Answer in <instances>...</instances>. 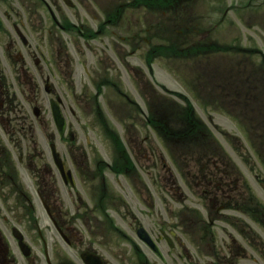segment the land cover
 Here are the masks:
<instances>
[{
  "label": "rangeland",
  "instance_id": "obj_1",
  "mask_svg": "<svg viewBox=\"0 0 264 264\" xmlns=\"http://www.w3.org/2000/svg\"><path fill=\"white\" fill-rule=\"evenodd\" d=\"M189 1H191L190 4H187L188 0H186L183 4L176 6V10L172 13L174 15L172 19L169 17L168 11L163 17L147 16L146 22L142 25L141 19L143 18L138 15V8L132 7L130 10L132 23L129 32L127 29L123 30V33L114 36L106 35L104 38L101 35L90 38L86 34L78 33L75 28L69 29V27L66 30L60 29L56 33L51 32V36L45 30L38 35L36 31L28 29V27H25L26 32H24L31 48H34L35 43L45 42L46 49V41H48L51 57H55L56 61L65 58L73 61L78 58L87 59L88 61L89 59L94 61L101 59L105 64L113 62L116 68H119V78H115L117 73L109 75L111 71H108L107 77L109 76L111 81L117 82V87L120 90L117 91V87L114 88V91L110 87L104 88L101 93L104 96H99L97 101L100 103V109L103 111L104 119L108 122V125L113 127L118 136L123 139L127 135L120 128L123 124H128L129 119L126 117L125 108L130 107L127 101L129 106L123 101V98L126 99L127 96L133 101L131 104L138 107V110L131 109L134 118L140 122L137 125L138 127L136 126L139 132L136 134L137 139H141L145 134L148 141L144 145L141 143L142 146L140 147V149L145 147L146 152L141 150L138 153V158H135L136 163H140L144 167L142 169L135 167L134 169L144 183L146 201L156 202L157 205V192L155 193L153 183L154 177L156 179V173L161 166V173L157 174V181L160 180L158 176L161 175L163 182L162 206L160 213L157 212L156 208L148 209L146 206L144 207V211L147 208L146 212L142 213L143 207L136 204L135 201L132 202V195L126 191H124L126 194L124 201L129 196V203L132 202L130 206L132 213L139 217L142 225L148 231H151L152 235H155L158 231L161 215L163 227L166 230L169 228L166 223L169 222L172 214L171 207L174 206L175 208L176 204L180 207L181 204H187L193 209V213L197 212L204 217L201 198H196V194L203 195V188L193 183L187 184V176L185 175L189 171H201L205 166L203 151H200V146L204 147L203 143L206 144L207 148L212 147L208 148L206 153L213 151V154H219L217 159L222 161L221 169L236 170L241 174L242 186L251 189L252 195L255 196L257 201L256 205L261 211V215H258L257 211V217L260 223L264 224V192L253 179V174H257L264 179V120L261 116L264 113V108L261 105H264V103L260 104L261 107H251L245 104V101H248L245 99V93L251 89L252 85H255V87H253L251 93L256 92L259 97L258 100L264 99V0ZM58 3L63 18H67L66 20L69 22L77 19L80 9L75 0L73 8L66 6L61 0ZM30 8L29 2L18 7L14 0H0V70L6 77L7 85L4 83V88L7 87V92L15 95L12 99L14 100L12 105L20 108V113H24L32 119V127L22 131L23 135L19 133L17 136L25 138L23 148L26 146L29 149L34 147L35 170L39 172L46 162L51 165L48 151L50 137L54 138L59 150H62L68 144V141H62L57 137L48 110V98L43 94V88L40 89V94L33 98V92L27 88L26 79L17 81L14 75L16 67H19L20 63L12 66L6 55V50L10 52L7 43L17 38L14 29L11 27V22L18 20V17H14L12 14L13 11L19 9L22 12L19 15L25 19L24 12ZM156 19L159 21L157 30L156 28L145 30L146 25L153 24ZM79 20H81L80 15ZM120 34L129 35L130 39L137 36L135 41L131 39V48L128 47L127 43H122L119 40L118 35ZM11 37L14 39H11ZM144 37L147 38V43L144 42ZM110 41H116L117 44L113 45ZM135 44L137 46L133 47ZM157 46L162 48L156 55L150 54L152 49ZM16 49L24 53L19 43ZM127 51L131 53L129 54ZM177 52H182V55H177ZM12 54H14V58L17 57L15 50ZM117 55L126 58L127 64H129L127 70L125 69L126 71L123 70L122 63L117 61ZM146 57H148V60L150 59V65L143 60ZM240 60L247 63V66L239 63ZM243 67L245 68L244 74L241 73ZM251 69L253 72H250ZM256 69L257 71H255ZM222 71H230L237 83H230L228 89L222 88L223 85L218 76L219 72ZM82 72L81 67H78L71 77H66V79L59 77L52 82L58 93L66 94L62 97V100L65 105L66 119L72 124L68 131L74 133L76 138L74 143H84L87 135L92 145L98 146L99 144V147H102L104 142L108 144L106 140L109 135L108 131H101L100 124L98 125L99 131L98 127L94 129L89 127V114L86 115L81 112L85 111V108L88 111L94 110L90 109L93 107L92 104L87 105V98L82 97L85 92L91 91L90 82L81 74ZM248 75H254V79L249 78L247 80ZM257 75H259V78H257ZM246 82L251 84L248 85ZM220 83L221 88H218ZM73 85L76 96L73 94ZM85 86H87V89H85ZM109 90H111L110 93ZM224 90L228 93L230 91H240L243 92V95L225 94ZM196 93L202 97L197 96ZM34 99L37 102L35 104L41 107L42 110L39 119L32 114ZM68 105L75 110L74 115L71 114ZM244 105L247 106V110H259V116L257 117L254 112L251 115L246 112L240 114L246 108ZM155 112L163 117L161 120L164 127L160 131L155 124L153 128H149L145 123L144 115H149L154 119ZM165 113H167L166 122H164ZM187 114L189 117H193V126L190 128L188 127L191 123L184 121ZM124 119L126 120L124 121ZM256 122L258 123L255 125ZM83 123L86 125H83ZM82 126H85L84 128L87 126L88 129L84 130V128H81ZM127 131L129 132V130ZM259 131H262L261 135L258 133ZM0 135L6 138V135ZM100 136L105 138L104 141L101 142L102 138ZM172 137L177 140H173ZM154 145H158V147L152 154L151 149H154L152 147ZM72 148L73 146H71ZM106 149H109V147L106 146ZM86 151L90 155L91 151L88 147H86ZM144 153L146 154L145 157L142 156ZM105 154L106 152L102 151V155L105 156ZM213 158L211 157V159ZM51 169H53L52 165ZM104 171L107 172V169L104 168ZM117 178L122 179V177ZM105 180L116 193L122 194V190L117 187V179H114L110 173L106 174ZM98 181H101V178ZM173 181H176L175 184L178 183L179 189L171 187ZM24 182L28 190H31L33 186L30 181L24 178ZM185 185H188V187H185ZM5 189L3 188V191ZM86 189L80 188L84 196ZM55 191V197L60 195L61 198H64L65 191L61 189L58 178L55 182ZM97 191L95 189V192ZM33 198L34 217L38 224H29L26 228H23L22 225L21 228L28 229L26 231H29V237L30 235L32 237L30 244L33 248L34 264H41L42 254L38 243L40 241L36 238L37 229L56 240H60V237L51 221L47 219V215L42 205L37 201L35 193H33ZM2 203L6 205V203L1 202L0 207H3ZM73 203L75 202L72 198L64 200V204L62 203L61 207L58 208L62 216L73 214L76 206L72 205ZM115 207L117 212L108 210L110 216L115 219L119 216H125L128 212L125 207H118V205H115ZM96 212L97 214L100 213L99 216H103L101 212ZM229 213L240 216L237 212ZM3 215L0 214V216ZM7 215L5 216L10 217L11 213ZM241 219L244 227L245 223L251 220L249 216L244 214H242ZM8 227L9 225L0 223V228L5 232L8 231ZM252 227L264 240V228L260 224ZM73 228L76 229L74 226ZM84 228L82 227V229ZM226 228L229 229L228 225H226ZM86 229L94 232L93 226H88ZM81 232L86 233L84 230ZM38 260L40 263L37 262Z\"/></svg>",
  "mask_w": 264,
  "mask_h": 264
},
{
  "label": "flooded vegetation",
  "instance_id": "obj_2",
  "mask_svg": "<svg viewBox=\"0 0 264 264\" xmlns=\"http://www.w3.org/2000/svg\"><path fill=\"white\" fill-rule=\"evenodd\" d=\"M14 1L18 7L28 2L31 6L25 11L27 7L25 5V19L19 15V13L22 14L19 9H15L12 13L14 17H18L17 21L11 22V27L14 29L16 34L14 35L17 38L11 37L14 40L7 43L10 52L6 50V55L12 66L20 63L14 71L15 77L26 79L27 88L33 92V98L40 94L41 88H43V94L48 98V103L52 97H59L61 112L66 118L64 101L61 100V97L66 96V94L58 93L52 81L59 77L65 79L71 77L77 68L81 67L83 71L81 74L85 76L91 86V91L85 92L82 97L87 98V105L89 96L94 97L96 113L103 119L97 98L103 95L101 93L104 88L110 87L114 91V88L118 86L117 82L111 81L107 75L108 71H111L109 75L117 73L115 78H119V68H116L113 62L105 64L101 59L95 61L89 59L88 61L78 58L73 61L65 58L56 61L55 57H51L48 41H46V49L45 42L35 43L34 48L30 47L31 44L25 37V27L36 31L38 35L45 30L51 36V32L56 33L60 29L66 30L69 27V29L75 28L78 33L86 34L90 38L98 35H101L102 38L106 35L114 36L123 33V30L128 29L129 32L132 23L131 8L138 5L135 3H144L146 0H75L80 9L76 22H69L66 20L67 18L61 16L58 0ZM157 12L160 17L163 11L158 8L154 14L156 15ZM79 15L81 20H79ZM145 22V18L141 19V25ZM158 27L159 21L156 19L154 24L146 25L145 30L149 28H156L157 30ZM84 31L86 33H82ZM20 33H22L23 38L20 37ZM118 38L122 43H127L129 48L132 47L129 35L120 34ZM127 38L128 40H126ZM134 38L136 39L137 36ZM110 42L113 45L117 44L116 41ZM144 42L147 43L145 37ZM18 43L23 48L24 53L16 49ZM105 45L108 46L106 43ZM135 46L137 45L135 44L133 47ZM13 50H15L16 58L13 57ZM127 52L131 53L130 51ZM117 61L122 63L123 70L126 71L129 66L126 58L117 55ZM119 90L118 88L117 91ZM110 92L111 90H109ZM73 94L74 96L77 95L74 85ZM121 94L123 93L121 92ZM29 95L32 97L30 93ZM14 96V93L9 94L7 91H3L0 71V134L6 135V138L0 135V203H6V205L2 203L3 207H0V214H4V217L0 218V223L9 225L6 232L0 228V264L35 263L33 255H22L18 249L17 241L12 235V228L20 226L25 240L29 243V232L26 231L28 229H22L21 226L26 228L29 224H36L33 193L36 194L38 201L47 210V219L53 220L64 233L59 241L39 233L42 243V263L44 264H86L82 259V254L93 257V264H259V258L264 264V251L260 250L259 235L248 223H245L244 227L241 219L242 214H246L257 225V222L252 219L253 217L256 219V203L252 191L247 186L245 188L242 186V176L238 171L221 169L219 166H222V161L213 159L210 163L212 166L210 169L189 171L185 174L187 184L193 183L203 188V195L196 194V198H201L204 217L197 212L193 213V209L187 204H181V207L176 204L175 208L174 206L171 207V221L166 223L170 228L166 232L163 230L161 215L158 232L153 236L151 235L162 254L163 258H160L136 234L141 221L130 209L134 201L143 207L142 213H145L144 207L147 205L150 208H156L157 212L160 213L162 206L163 182L161 175L158 176L160 180L157 181V174L161 173V166L156 173V179L154 177L157 205L156 202L153 204L146 201L144 183L134 169L135 167L138 169L144 167L140 163L137 164L135 158H138V153L141 150L146 152L145 147L141 149L140 147L146 142L147 136L137 139V135L128 133L125 144L114 137V143L110 146L123 158V165L119 170L117 168L120 163L116 162L115 164L113 156L109 162H105L99 154L86 155L81 143L66 144L59 151V154L65 169L70 170L78 184L79 190H74V188L72 190L67 183L62 181L54 164L53 169H51L50 163L46 162L39 172L35 170L34 147L29 149L26 146L23 148L25 138L17 136L19 133L22 134V131L32 127V119L26 114L20 113V108L12 105ZM34 101L33 105L37 103L35 99ZM68 108L72 114L75 113L71 106ZM91 109L93 110L94 107ZM41 113L40 107L37 119ZM89 114L92 121L96 119L97 116L92 111ZM146 120L148 119L146 118ZM71 126L70 122L65 121V130ZM156 127L159 131L161 130L160 125L156 124ZM60 139L64 140L63 137ZM85 141L88 145L89 140L86 139ZM71 146L76 147L75 151L77 152L73 151ZM157 147L158 145H154V149H151L152 154ZM145 155L144 153L142 156L145 157ZM128 156L133 164L128 160ZM104 168H107V172L104 171ZM108 173L114 179L115 175L122 177L123 180H116L117 187L122 190V194L116 193L108 185L105 180ZM24 178L30 181L33 186L31 190H28ZM56 178L60 179L61 188L65 191L64 198H61L60 195L55 197ZM99 178L101 181H98ZM255 179H257V175H255ZM175 182H172L171 187L179 189L178 183L175 184ZM81 187L82 189L87 188L84 192L85 196L80 191ZM3 188L6 189L3 191ZM95 189L98 191L95 192ZM124 191L132 195L131 203H129V196L124 201L126 196ZM70 198L75 202L72 205H76L77 212L69 216L66 214L62 216L58 208L61 207L62 203L64 204L65 199ZM174 202L178 203L177 201ZM115 205L125 207L128 211L127 214L119 216L117 219L111 217L108 210L116 211ZM243 207L250 212L243 210ZM96 211L101 212L103 216H99L100 213L97 214ZM229 212H237L240 216ZM8 213H11L10 217L5 216ZM226 225H228L229 230ZM88 226H93L94 232L86 229ZM82 227L85 228L82 229ZM80 230H84L86 233H82ZM37 262L40 263L39 260Z\"/></svg>",
  "mask_w": 264,
  "mask_h": 264
},
{
  "label": "water",
  "instance_id": "obj_3",
  "mask_svg": "<svg viewBox=\"0 0 264 264\" xmlns=\"http://www.w3.org/2000/svg\"><path fill=\"white\" fill-rule=\"evenodd\" d=\"M53 111H54V117H55L56 122H61V120L59 119L60 115L58 111L56 110V108H54ZM261 185L264 187V183H261Z\"/></svg>",
  "mask_w": 264,
  "mask_h": 264
}]
</instances>
